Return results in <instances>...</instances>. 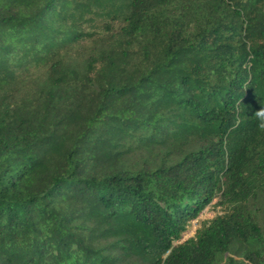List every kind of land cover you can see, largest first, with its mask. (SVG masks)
Listing matches in <instances>:
<instances>
[{"label":"trees","instance_id":"1","mask_svg":"<svg viewBox=\"0 0 264 264\" xmlns=\"http://www.w3.org/2000/svg\"><path fill=\"white\" fill-rule=\"evenodd\" d=\"M260 112L264 0H0V264H264Z\"/></svg>","mask_w":264,"mask_h":264},{"label":"rangeland","instance_id":"2","mask_svg":"<svg viewBox=\"0 0 264 264\" xmlns=\"http://www.w3.org/2000/svg\"><path fill=\"white\" fill-rule=\"evenodd\" d=\"M225 212V208L221 206L216 199L212 204L207 206L195 220H192L187 225V231L183 235L182 241L188 240L195 236L196 231L204 222H208L213 220L215 217L223 214Z\"/></svg>","mask_w":264,"mask_h":264},{"label":"clouds","instance_id":"3","mask_svg":"<svg viewBox=\"0 0 264 264\" xmlns=\"http://www.w3.org/2000/svg\"><path fill=\"white\" fill-rule=\"evenodd\" d=\"M258 116L262 119V121H264V112H260V113H258ZM259 127H260L261 129H264V122H262V123L259 125Z\"/></svg>","mask_w":264,"mask_h":264}]
</instances>
